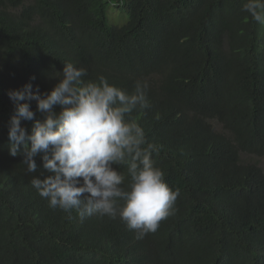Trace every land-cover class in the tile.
<instances>
[{"label":"trees","instance_id":"16d2710c","mask_svg":"<svg viewBox=\"0 0 264 264\" xmlns=\"http://www.w3.org/2000/svg\"><path fill=\"white\" fill-rule=\"evenodd\" d=\"M244 3L0 0V264H264V26ZM69 62L85 81L148 85V107L126 119L180 195L142 239L119 219L51 209L30 183L49 174L40 157L26 174L22 155L8 154V90L30 81L47 92ZM117 170L127 184L126 166Z\"/></svg>","mask_w":264,"mask_h":264},{"label":"clouds","instance_id":"9594fccd","mask_svg":"<svg viewBox=\"0 0 264 264\" xmlns=\"http://www.w3.org/2000/svg\"><path fill=\"white\" fill-rule=\"evenodd\" d=\"M242 11L264 26V0H245ZM86 76V68L69 62L52 75L57 82L47 92L30 81L8 90L13 104L8 154L22 155L26 174L37 171L35 158L40 157L49 174L32 176L30 183L51 209L81 222L93 215L119 219L142 239L175 214L180 195L152 159L159 149L146 141L137 122L126 119L148 107V85L137 81L128 93L102 76L98 82L85 81ZM31 101L42 120L36 119ZM22 120L33 122L30 133ZM119 166H126L127 184Z\"/></svg>","mask_w":264,"mask_h":264},{"label":"rangeland","instance_id":"374dc122","mask_svg":"<svg viewBox=\"0 0 264 264\" xmlns=\"http://www.w3.org/2000/svg\"><path fill=\"white\" fill-rule=\"evenodd\" d=\"M107 12H108L109 19L112 22H114L118 25H120L124 22L123 17L121 15V12L118 9H116L115 7H113V5L108 6ZM260 164H261V166L264 167V158L260 159Z\"/></svg>","mask_w":264,"mask_h":264}]
</instances>
